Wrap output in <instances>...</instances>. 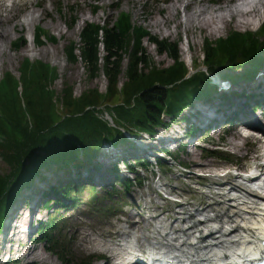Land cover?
Instances as JSON below:
<instances>
[{
  "label": "rangeland",
  "instance_id": "1",
  "mask_svg": "<svg viewBox=\"0 0 264 264\" xmlns=\"http://www.w3.org/2000/svg\"><path fill=\"white\" fill-rule=\"evenodd\" d=\"M5 1L6 0H3L0 4V10H2L4 14L11 12L12 10L10 6H7V4H12V0H8L7 2ZM36 1L43 4L40 5V7H35L34 5ZM174 1L175 0H30L28 4L24 3L25 5L18 1L14 5L15 11L11 12L15 15L13 20L6 23V30L8 32V36H6L7 38H5L3 33L0 31V80L8 71H11L14 76L18 78L20 75L19 68L21 63L25 58H29L32 61L39 60L49 63L57 70L58 79L52 84V88L55 91V97L58 96L61 99V97L64 95L63 90L66 88V85L73 86L74 95L76 98L79 97L83 92L94 88H98L103 94L106 93L107 86L109 84L108 79L102 73L98 77H90L81 59L73 61V59L68 56L67 48L72 42L80 43L79 34L86 22H112L118 17L121 11L129 12L132 16L133 23L143 25L153 35L159 36L160 38H168L178 41L181 59L185 62L188 70V76L194 74L196 70H206V64H204L203 59L205 50L204 40L206 38L211 41H217L220 38L226 37L231 31H258L262 26V24H259V26L257 25L258 23H256V26L253 25L247 28L239 27L235 24L233 19L229 17L227 27H224L221 32L215 34H210L206 29L202 30L198 25L185 27V15L189 14V8L187 9L186 7L187 4L192 3V7H196V9H199L200 6H203L204 8H207L209 12L210 10H219V7L223 5L224 0H179L176 4L177 13L173 15L175 10H172L173 7L171 5H173L172 3ZM236 1L237 0L230 1V3H235ZM7 9L8 11H6ZM28 10H32L33 12H28ZM44 12L45 15L43 14ZM30 13L33 15L29 16ZM25 19L26 21L24 24L22 21ZM73 19H77V21L73 22ZM158 19L164 21L166 20L164 22L165 24L162 26L157 25L155 21ZM263 21L261 23H263ZM37 27L43 28L48 35H52L56 37V39L50 41L46 39L43 44L39 45L34 40V34ZM19 38H24L26 41L16 48L14 43ZM143 46L152 57V60L156 63V66L159 68H167L173 64V60L169 56L159 55L156 46L150 43L148 40H144ZM77 54L79 55V51H77ZM105 54L106 52L103 50L101 45V56H104ZM127 63L128 59L126 58L123 61L124 68L127 67ZM263 66H261L258 71L264 69ZM245 68L246 67L241 68L240 70L238 69L234 71V73L238 75L244 73L243 77H245L247 73ZM227 73V70L221 68L215 72V75L219 77H225L228 76L226 75ZM241 79L240 82H238L239 84L237 87L236 85L234 86L233 81L227 82L226 80H222V82L217 83L218 94H222L220 91L221 89L222 91H235L236 93H233V95H238L239 93L241 95L251 94L246 92L245 87L243 89L240 86L248 80L243 78ZM125 80L126 76L124 73H122L119 80L120 89ZM253 80L251 79L248 82ZM261 85L264 86V84ZM236 89L242 91H238ZM254 94L255 95H253V98L256 99V101L253 99L251 101L258 103L259 106H261V108H258V110L260 116L264 120V89H262L260 92L256 90L254 91ZM251 97L248 96V98ZM120 100L121 96H117L112 99L111 102L114 103ZM220 100L221 102H225L224 99L217 97L213 99H198L194 101L189 108H186L183 111V114L185 115L184 117L182 114V116H180L177 121H172L165 128H159L157 130L158 132L156 131L154 135L155 137L147 133H140L129 136L128 143L118 148H112L106 145L100 158L96 159L95 164H100L102 169L104 168L110 174L115 176V180L109 186L100 185L94 181V176L91 172L92 165L90 166L88 163L82 167H78L77 170L73 169L71 174L69 173L68 176L66 174L67 177L63 176V174L67 172L57 170L58 166L56 165L42 169L40 171V175L36 176L32 180L30 186L22 190L23 194L25 190L29 189L33 185L34 187L28 191V196L21 200L20 194L19 197H17V199L8 208V214L5 217L6 220L9 218L10 220H14L16 214L22 208H24V206L28 207V205L31 203L34 204V196L31 195L32 191L36 193V198L40 196L41 200H39L37 203V209L34 213L35 217L32 226V233L29 237V239H32L31 248L26 250V253H23L24 251L20 252V254H24L23 256L19 255L18 253H14L11 256L7 250L3 255L0 256V264H64L59 258L58 254L49 251L50 247L57 249L64 248L66 251H68L69 258L72 260L71 263L68 264H87L90 260H92L91 264H115L113 259H109L107 257L103 260L94 257L92 259V253L95 255L104 252L110 255V253L104 251L91 240H83L84 233L93 231L94 233L102 235V233H108L107 231L109 230L114 231L118 230L119 228L121 229V227L124 225V222H120L119 218H127L125 212L136 211L135 206H137V204L144 206L143 199L138 196L143 193H154L152 187L157 186L160 180L167 181L170 185L176 187V191L177 193H180L181 197L173 196L174 198L192 203L207 201V198H205V194L203 192L206 191L207 188L198 185L196 180H201L204 181V183H208V181H211V179L200 176V174L210 173L207 171L209 169H201L194 165L201 164L203 166L202 163L198 162H210L205 164H210V167L212 166L214 173H224L226 172L227 168H230L232 172L237 169L248 172L249 167L254 164L256 165L258 162L253 158V154H259L261 150L260 145L262 142L251 140L242 149L243 143L247 141L242 140L241 137L240 150H242L233 151L227 142L229 139H233V137H231L232 133L229 130L232 120L229 121L230 119L228 118L227 121L224 122V126H221L218 129L208 128L205 130L201 129L200 127L198 132L195 131V135H193L189 130V127L191 126H193V128L195 126L197 127V123L194 120V112L196 106L200 102ZM60 102L61 101L59 100V104ZM108 102L110 101L108 100ZM231 102H233V99ZM106 105L101 106L102 111H104L103 116L112 122V115L108 112V107ZM59 109H62L61 104L59 105ZM116 110L119 114H122L119 108ZM186 117L187 119H184ZM165 119L169 120L170 118ZM112 123L114 124V122ZM172 130H179V135H181L182 138L179 142V147H176L178 143L173 144L169 142L165 144H159L157 142L158 140H155L163 138ZM186 133L190 138L185 137ZM173 134L174 132L170 135V137H173ZM139 138L141 139L140 142ZM134 140L138 141L142 145L146 144L148 146L151 145L150 143H158V149L153 148V145H151L152 148H149V151H158L159 153H157L160 154V156L163 155L161 152L162 149L170 151L174 154L173 156L176 161L180 162L182 168H185L187 172L185 174L179 172V170L176 169L177 165L174 164L176 161L172 157L162 161L161 165L159 166L155 161L156 159H153V162L155 161L153 164L154 166H150L149 164V167L145 168L144 166L136 164L134 166L136 172H129L126 166L122 164L123 158L127 157L126 155L123 156V152L134 147L136 144L133 142ZM189 140L190 142H193L192 145L190 142H188ZM189 150L192 152L190 157L187 154V151ZM111 152L112 155H110ZM139 157L140 155H138V157L135 155L134 159H131L130 157L129 160L130 162L135 163ZM106 161H109L108 165L105 163ZM189 161H191L192 165H190ZM260 161H264V159ZM117 163H119V167H121V169H118L115 173L114 171H111L109 167L114 166V164ZM89 166L90 169H88ZM9 169V165L0 154V174H7L10 171ZM161 169H164L165 171L164 177L157 179L158 173L161 171ZM191 169L195 178H191L189 176ZM85 171H88L89 175L82 176ZM49 175H53L55 179L51 176L52 180L49 181ZM116 175L123 177L129 176L133 179V183H130L129 190H127L122 184L117 183ZM41 176L44 177L42 178L43 180H41L42 182H39L36 185L37 180H39V177L41 179ZM46 176L48 177V182H43L46 179ZM61 176L65 178V183L76 182V184H79L78 186L75 185V190L71 195H69L70 198H66L63 202H61V205H64L63 207H61L60 204H55L50 210H45L43 207L45 201L48 200V198L55 199L54 196L45 195V192L46 190L50 189V186L58 184V180ZM77 177H80V179L75 180ZM47 183H49V186H45ZM35 185L39 186L38 190L40 192L42 191L41 195L37 193ZM91 185H96L97 189L94 190L93 188H90ZM197 186L201 187V190L196 189L195 187ZM226 187L227 186H225V189H227ZM166 189L168 190L167 186ZM191 191H195L196 193L193 194ZM208 192L212 191L208 190ZM169 203L170 204L168 207L160 210H164L167 216H173V214L176 213L177 210H180V208L173 202H170V200ZM157 204L162 206L164 205V202L162 201ZM157 204H155V206ZM157 208L158 207L156 206L155 209ZM83 213L86 214L83 215ZM141 218V216L136 217L137 221H139ZM48 220L49 223H52L51 226L53 229H49L46 233L44 232V235L39 234V230L41 228L40 224L44 225L45 222H48ZM5 227H7V223L4 224L3 230L0 232V248L1 239L4 233L9 232V235H13V231L10 232V229H4ZM102 238L104 241L109 240L106 236H102ZM27 239L28 235L23 234L20 241L24 242L25 245L29 240ZM110 240L112 241L113 239L110 238ZM14 241L15 242L13 245L17 244L16 240ZM10 245H12L11 242L7 243L5 247L9 248ZM15 247L16 246H14V248ZM33 249L38 251V255L34 257L30 256V253ZM1 250L2 252L5 251L3 248Z\"/></svg>",
  "mask_w": 264,
  "mask_h": 264
},
{
  "label": "trees",
  "instance_id": "2",
  "mask_svg": "<svg viewBox=\"0 0 264 264\" xmlns=\"http://www.w3.org/2000/svg\"><path fill=\"white\" fill-rule=\"evenodd\" d=\"M75 21L77 19H73ZM79 36L80 43L72 42L67 48L68 56L73 61L81 59L90 77L95 78L102 73L109 83L106 93L94 88L76 98L73 86L66 85L61 99L55 97L52 84L58 79L57 70L49 63L29 58L21 63L18 78L8 71L0 80V154L10 168L7 174H0V232L8 208L42 169L56 165L57 170L67 172L64 177L86 163L92 165L91 172L100 169V164H95V161L106 145L118 148L128 143L129 136L140 133L153 136L159 128H165L180 118L184 109L197 99L228 97L227 93L218 94L212 83L211 75L217 70L225 69L228 72L226 77L239 81L241 78L250 79L264 65V23L258 31L234 30L217 41L206 38L203 59L208 70L191 76H187L179 42L160 38L143 25L133 23L129 12L121 11L112 22H86ZM46 39L50 41L56 37L37 27L34 40L41 45ZM144 40L155 45L159 55L169 56L173 64L167 68L156 66L143 46ZM24 41L26 39L19 38L14 43L15 47ZM101 45L106 52L104 56H101ZM126 58L128 63L124 68ZM244 67L247 71L245 77L244 73H234ZM122 73L126 80L120 89ZM117 96H121V100L111 102ZM104 105L108 107L114 124L103 116L101 106ZM117 108L122 114L117 112ZM189 130L193 134L200 129L191 126ZM162 151L169 152L172 157L174 155L170 151ZM122 161L133 173L136 172V164L145 168L150 164L146 156L139 157L135 163L128 157ZM119 166L117 163L109 169L116 173ZM64 177L61 176L58 184L46 190L45 195L55 199L45 201V210H50L55 204L61 205L64 199L70 198L75 185L78 186L76 182L65 183ZM116 178L117 183L126 189L133 183L129 177L116 175ZM91 188L97 189L96 185ZM51 225L45 222L40 226L39 234L44 235L53 229ZM49 251L58 254L64 264L72 261L64 248L50 247Z\"/></svg>",
  "mask_w": 264,
  "mask_h": 264
},
{
  "label": "bare ground",
  "instance_id": "3",
  "mask_svg": "<svg viewBox=\"0 0 264 264\" xmlns=\"http://www.w3.org/2000/svg\"><path fill=\"white\" fill-rule=\"evenodd\" d=\"M2 1L3 0H0V4L2 3ZM7 1L8 0H6L5 2ZM18 1L22 2V4L25 5L24 3L28 4L30 0H12L11 5L6 3L7 6L11 7L12 9L11 12L15 11L14 5ZM178 1L179 0H175L172 3L173 5H171L173 7L172 10H175V13L173 12V15L177 13L176 4ZM230 1H234V0H224L223 5L219 7V10H210L209 12L207 8H204L203 6H200L199 9H196V7H192V3L187 4L186 7L187 9L189 8V12H188L189 14L185 15V21H184L185 27L198 25L202 30L206 29L209 31L210 34H215L221 32V30L224 27H227L229 17H231V19H233L235 24L239 27L247 28L255 25L256 23H258L257 25L262 24L261 22L264 19V0H237L235 3H230ZM42 4L43 3H39L38 1H36L34 6L40 7V5ZM6 11H8V9ZM30 11L32 10H28V12ZM11 12H7L6 14H4L3 11L0 10V28H1L0 31L3 33V36L5 38H7L6 36H8V32L6 30V25H7L6 23L13 20L15 16ZM43 14L45 15V12ZM31 15L33 14L30 13L29 16ZM25 21L26 19L22 21V23H24ZM165 21L158 19L155 21V23L159 26L160 25L162 26L163 24H165L164 23ZM260 68L261 66L257 69V71L250 79H246L248 81L254 79L253 81L250 82L246 81L245 83H243V85L242 84L240 85L241 88L243 89L244 87L246 88L247 93L253 94L254 91L256 90L260 92L262 89H264V86L261 85L264 84V69L258 71ZM212 76L214 79H216V81L221 82V78L219 76H216L215 74H212ZM238 82H240V80L235 81L234 86L236 85L237 87V85L239 84ZM238 91H242V90H238ZM234 92L235 91L227 92V94H229V98L225 97L224 99L225 102H221V100L200 102L195 108V112H194L195 115L193 114L194 120L197 122L198 127H201V129H208V128L218 129L221 126H224L223 124L228 118L231 119L232 124L229 126V130L232 133L231 137H233V139L232 140L229 139L227 141L229 147L233 151H241L245 147V145L251 140H254L256 142L257 141L262 142V144L260 145L261 150L259 154L257 155L253 154L254 156L253 158L255 159V161H258L256 163L257 166L259 165L262 166L259 163L260 160L264 159V140L259 135L251 132H261L262 134H264V120L260 116L259 110L254 104V101L253 102L251 101L252 99L254 100V98L253 97L248 98L250 94L241 95L239 93L238 95H233ZM232 99L233 102H231ZM244 129L245 131H243ZM179 130H172L163 138L155 139V140H158L157 142L159 144H165L169 142L173 144L178 143L176 145L177 147L179 146L180 144L179 142L182 139L181 135H179ZM171 132L172 133L174 132L173 137H170V135L172 134ZM187 133L185 134V137L189 136ZM241 137L242 140L244 141L246 140L247 142L243 143V147L240 150ZM140 141L141 139L139 138V142ZM133 142L136 143L134 147L132 146L133 148L123 152V155H126L128 158L133 156L135 157V155L137 157L138 155H140V157L147 156L152 161L153 159H156L155 161L158 166L161 165L162 161L167 159V157L164 156L161 157L160 159H157L156 157L160 155L158 154L159 152L149 151V148H152L151 145H153V148L158 149L159 148L158 143L156 142L150 143L151 145L148 146L146 144L142 145L136 140H134ZM188 142H190V140ZM190 143L192 145L193 142ZM187 154L190 157L192 155V152H190L189 150L187 151ZM110 155H112V152ZM172 158L175 159L174 156ZM105 163H107L108 165L109 161H106ZM189 163L190 165H192L191 161H189ZM198 163H202L203 166L201 164H194V165H196L198 168L201 169H205V168L209 169L207 171L210 173L209 178L211 179V181H208V183H204V181L201 180L199 181L202 184L201 187L207 188L206 191H203L205 194V198H207V201L200 203H192L189 201L181 200V203L177 205L180 208V210H177V212L174 213L173 216H167L165 215L166 213L164 212L160 214L157 213V216H151V217L141 216L142 218L139 221H137L136 217L138 215L139 216L141 215L142 213L141 211L143 210V208H149V207L153 208L157 206L159 209H163L168 207V205L170 204L169 201L164 200L161 197L160 193H158L157 191H154V193L152 194L143 193L140 194V196L138 197L143 199L144 206L137 204L136 211L126 212L127 218L125 220L124 229H118V230L113 229L114 231L109 230L107 231L108 233H102V235L94 233L93 231L86 232L83 235V240H91L95 242L104 251L109 252L111 257L113 256L114 259L115 257H117L116 259L119 262L123 260L126 261V258L129 256L125 255V257L120 258V256H118L117 254L118 252L120 253L126 252L122 250L125 249L126 247H123L122 244H117L115 241L112 242L110 238L114 239L119 236L120 237L129 236L134 234L135 232H139L140 234L137 237V241H136L137 244L139 243V246L144 245V240H147L149 237H153L156 239L161 238L162 240H166L169 244L168 246L174 247V245H176V242L178 240L180 239L185 240L187 239V237H189V235H193V233L189 232L190 230L183 227L182 223L185 222V219L186 218L194 219V216L203 215L205 212H207L209 218L208 219L204 218V222H202L201 225H206L209 228L211 226H216L221 224L222 228L225 229V231H215V233L221 232L222 235L212 237L213 239L216 240V242L219 243L217 245L218 248L216 249V251L219 253V256H214L213 254H211L213 247L204 246L203 244H199V245L194 244L188 252H184L183 249L178 246H176L178 249L173 248V250H178L179 255H181L182 257L188 255L191 258H194L195 264H233L234 262H236V259L238 258H242L243 261L248 259H253L254 256H251L247 259L248 255L246 254V252H249V250L252 249L258 251L260 248V240L264 236V182L250 180V178L246 177L245 175H244L245 177H243L241 175H237L239 173H235V172L233 173L219 172L220 174L214 173L212 166L210 167V164H205L210 162L203 161ZM153 164L151 166H154ZM250 169H252V167H250ZM92 174L94 176L93 178L94 181H96V183H99L100 185L109 186L115 180V176L110 174L104 168L103 169L96 168L92 172ZM246 174L249 175V173ZM262 174H264V171H262ZM87 175H89V173L88 171H85L82 176H87ZM158 175H160V179L163 178L164 169H161ZM51 176L54 178L53 175H49V181L52 180ZM189 176L191 178L193 177L195 178L194 174H192V169L191 172L189 173ZM79 179L80 177L75 178V180H79ZM41 180H43L42 176L41 179L39 177V180H37L36 185L39 182H42ZM43 182H48L47 176ZM48 184L49 183L45 184V186H49ZM36 185L35 188L37 190V193L41 195L42 191L40 192L38 190L39 186ZM224 185L229 186V189H226L221 194L213 192L212 188L225 187ZM157 186L160 187L161 190L163 191L165 190L166 193H171V194L175 193V196L181 197L180 193H177L176 187L170 185L167 181L165 183H162L161 186H159L158 183ZM166 186L168 187V190L166 189ZM33 187L34 186L32 185V187L25 190V192L21 194L20 199L21 200L25 199L28 196L27 195L28 191ZM201 187L197 186L195 188L201 190ZM208 190H211L212 192H208ZM191 193L195 194L196 192L191 191ZM35 194L36 193H34L33 191L31 192V195L34 196L35 207L31 211H29V214L25 213L27 209L22 208L16 214L14 220H10V218L5 220L4 224L7 223V227H5L4 229H10V232L13 231V235L12 236L9 235L8 234L9 232L4 233L1 239L0 256L3 255L7 250L11 256L14 253H18L19 255L23 256L24 254L22 255L20 254V252L24 251L23 253H26L27 252L26 250H29V248H31L32 239L29 240L27 239L28 242L25 245L24 242L20 240L22 239L23 234H28V232L30 231L31 228L30 219H32V217L34 216L33 213L37 209L38 201L41 200L40 196L36 198ZM162 201L164 202V205L160 206L157 204ZM155 204L157 205L155 206ZM147 227H152V229L149 231H144V229H146ZM204 230L205 228L200 227L197 228L195 232L202 233ZM211 234L213 235V231L211 232ZM102 236L108 237L109 240L104 241ZM209 237L210 236H205L202 239V242H205V240ZM14 240H16L17 242V244L15 245H13L15 242ZM10 242L12 245H10L9 248H6L5 245ZM136 243L132 244L131 248H134ZM14 246L16 247L14 248ZM2 248L5 250L4 252H2L1 250ZM223 253L225 256H221ZM36 255H38V251L33 249L30 253V256L34 257ZM151 259L153 260V262L163 264L162 262H159L155 257H152ZM148 261H149L148 259L143 258L144 264H147ZM234 264H238V263H234Z\"/></svg>",
  "mask_w": 264,
  "mask_h": 264
}]
</instances>
